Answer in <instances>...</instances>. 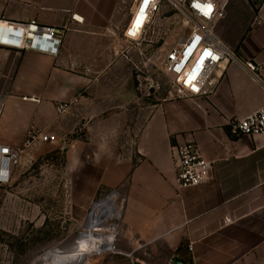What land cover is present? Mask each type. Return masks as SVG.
<instances>
[{
  "label": "crops",
  "instance_id": "0c3cea01",
  "mask_svg": "<svg viewBox=\"0 0 264 264\" xmlns=\"http://www.w3.org/2000/svg\"><path fill=\"white\" fill-rule=\"evenodd\" d=\"M133 9V0H0L2 21L64 29L57 55L0 45V144L20 149L31 128L57 132L77 106L101 126L136 106L122 142L118 129L89 124L80 146L85 180L123 187V202L117 194L100 200L104 223L119 219L117 250L135 255L163 244L170 253L163 264H264V135L236 136L230 126L263 104L264 89L231 63L209 96L141 102L124 45ZM235 50L261 64L264 78V0ZM187 140L212 171L180 188L171 147Z\"/></svg>",
  "mask_w": 264,
  "mask_h": 264
},
{
  "label": "rangeland",
  "instance_id": "374dc122",
  "mask_svg": "<svg viewBox=\"0 0 264 264\" xmlns=\"http://www.w3.org/2000/svg\"><path fill=\"white\" fill-rule=\"evenodd\" d=\"M260 1L222 0L224 15L213 27L222 42L235 49L254 22ZM186 32L181 13L165 3L138 39L124 36V45L129 46V81L141 102L154 103L177 96L172 78L163 72V60L168 49ZM79 107L63 121L59 131L45 132L50 137L48 141L14 150L9 181L0 186V264H46V253L74 250L92 208L101 209V199L117 194L123 202V187H94L85 180L80 146L88 141L89 124L95 129H118L122 142L137 107L128 106L129 114L123 121L102 126L99 122L89 123ZM113 222L115 236L119 219L104 223L105 227L95 232L109 235L107 226ZM112 247L100 254H86L78 264H163L170 254L160 244L131 255L130 251L117 250L115 238Z\"/></svg>",
  "mask_w": 264,
  "mask_h": 264
},
{
  "label": "built area",
  "instance_id": "2783aa9c",
  "mask_svg": "<svg viewBox=\"0 0 264 264\" xmlns=\"http://www.w3.org/2000/svg\"><path fill=\"white\" fill-rule=\"evenodd\" d=\"M134 9L129 26L141 32L165 3L178 10L183 16L188 32L171 46L163 60V72L172 78L177 96H209L223 79L227 65L242 66L250 77L264 89L262 65L242 59L234 48L226 45L214 32L215 22L223 17L222 0H133ZM211 5L208 15L206 5ZM73 20L79 21L77 16ZM4 22L6 25H1ZM64 35V29L41 25L35 21L12 23L0 20V45L18 50H35L57 55ZM133 39V38H131ZM134 40V39H133ZM65 104H57L62 113ZM231 133L241 135H264V102L255 111L231 121ZM45 132L31 128L27 131L22 147L49 140ZM6 150V151H5ZM175 167V182L180 188L198 186L210 179L212 162L205 159L197 143L187 140L171 147ZM15 156L8 145L0 144V186L9 181L10 163ZM113 248V247H112ZM110 250V249H109ZM112 250V249H111Z\"/></svg>",
  "mask_w": 264,
  "mask_h": 264
},
{
  "label": "bare ground",
  "instance_id": "6f19581e",
  "mask_svg": "<svg viewBox=\"0 0 264 264\" xmlns=\"http://www.w3.org/2000/svg\"><path fill=\"white\" fill-rule=\"evenodd\" d=\"M126 33L130 35V38L138 39L140 31L129 26ZM103 226L105 227L102 212L95 206L84 223L85 231L79 235L76 248L66 253L59 251L46 253L44 256L46 264H78L86 254H100L103 251H108L113 244L114 236L111 233L115 231V227L114 225L107 226L110 233L107 236L95 232Z\"/></svg>",
  "mask_w": 264,
  "mask_h": 264
},
{
  "label": "snow or ice",
  "instance_id": "6c2138e0",
  "mask_svg": "<svg viewBox=\"0 0 264 264\" xmlns=\"http://www.w3.org/2000/svg\"><path fill=\"white\" fill-rule=\"evenodd\" d=\"M145 2H147V0H145ZM205 7H206L207 11H205L204 14H205V15H208L209 12H210V10H211V5L209 4V5H206ZM5 151H6V150H5Z\"/></svg>",
  "mask_w": 264,
  "mask_h": 264
},
{
  "label": "water",
  "instance_id": "95a60500",
  "mask_svg": "<svg viewBox=\"0 0 264 264\" xmlns=\"http://www.w3.org/2000/svg\"><path fill=\"white\" fill-rule=\"evenodd\" d=\"M173 262H174L175 264H188V263H184V262H182V261H180V260H177V259H174Z\"/></svg>",
  "mask_w": 264,
  "mask_h": 264
}]
</instances>
